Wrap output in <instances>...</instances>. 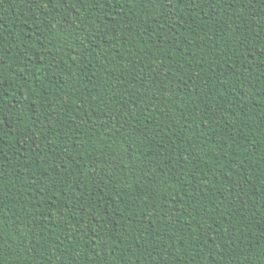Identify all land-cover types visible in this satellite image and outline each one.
Returning a JSON list of instances; mask_svg holds the SVG:
<instances>
[{
	"label": "trees",
	"instance_id": "1",
	"mask_svg": "<svg viewBox=\"0 0 264 264\" xmlns=\"http://www.w3.org/2000/svg\"><path fill=\"white\" fill-rule=\"evenodd\" d=\"M0 264H264V0H0Z\"/></svg>",
	"mask_w": 264,
	"mask_h": 264
}]
</instances>
